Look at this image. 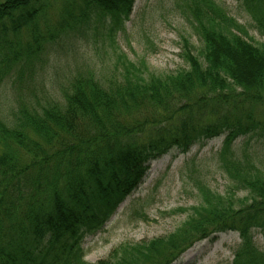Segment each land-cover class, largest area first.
<instances>
[{
    "label": "trees",
    "instance_id": "1",
    "mask_svg": "<svg viewBox=\"0 0 264 264\" xmlns=\"http://www.w3.org/2000/svg\"><path fill=\"white\" fill-rule=\"evenodd\" d=\"M53 1H0V84L13 96L0 115V264H90L83 239L102 230L150 161L219 136L220 166L246 196L201 187L203 206L176 235L95 264H171L191 241L226 231L239 236L231 264H264L253 237L264 240V162L232 149L239 138H264V42L217 0H178L198 45L183 38L186 67L156 76L114 44L135 0H60L58 22L42 34L38 18ZM234 1L264 40V0ZM22 30L25 43L7 38ZM98 36L108 68L80 57ZM63 50L74 68L54 96L43 75Z\"/></svg>",
    "mask_w": 264,
    "mask_h": 264
},
{
    "label": "rangeland",
    "instance_id": "2",
    "mask_svg": "<svg viewBox=\"0 0 264 264\" xmlns=\"http://www.w3.org/2000/svg\"><path fill=\"white\" fill-rule=\"evenodd\" d=\"M2 1V0H0ZM216 1V0H215ZM178 0H135L124 31L115 38V47L131 62H144L147 72L156 76L170 75L185 68L181 58L183 38L197 47L187 22L177 8ZM228 13L246 26L256 42H264L251 28L249 19L234 0H217ZM60 0L53 1L45 14L38 18L42 34L58 22ZM8 39L25 43L27 31ZM104 45L109 42L104 38ZM101 36L88 39L81 52L86 62L99 68H108V59L101 47ZM62 55V56H61ZM56 60L49 62L44 76V90L57 96L74 68L68 50H63ZM10 84H0V115L6 116L13 106ZM223 136L196 143L186 152L171 150L150 161L148 171L138 188L121 202L102 226V230L83 239L84 260L95 264L107 260L114 250L126 245L166 240L176 235L193 215V209L203 206L201 187L218 196H231L235 202L244 198L245 192L235 191L218 161ZM232 147L235 157L242 159L250 154L256 164L264 162V138L248 135L237 139ZM255 244L264 249V240L258 231L253 232ZM171 264H231L233 252L239 243L236 232L226 231L206 239L191 241Z\"/></svg>",
    "mask_w": 264,
    "mask_h": 264
}]
</instances>
